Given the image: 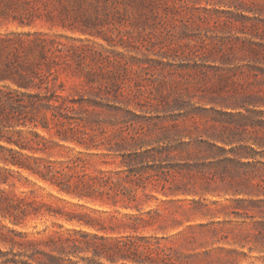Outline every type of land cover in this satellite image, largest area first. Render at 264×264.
Returning a JSON list of instances; mask_svg holds the SVG:
<instances>
[{
	"label": "rangeland",
	"instance_id": "rangeland-1",
	"mask_svg": "<svg viewBox=\"0 0 264 264\" xmlns=\"http://www.w3.org/2000/svg\"><path fill=\"white\" fill-rule=\"evenodd\" d=\"M67 4L94 28L0 13L53 39L0 80L38 93L0 119L39 150L2 143L65 187L0 160V264H264V0Z\"/></svg>",
	"mask_w": 264,
	"mask_h": 264
},
{
	"label": "trees",
	"instance_id": "trees-1",
	"mask_svg": "<svg viewBox=\"0 0 264 264\" xmlns=\"http://www.w3.org/2000/svg\"><path fill=\"white\" fill-rule=\"evenodd\" d=\"M77 1L86 2L87 0H0V13L8 14V11H15V13L11 14L12 18L18 20L23 25L26 22L24 18L30 17L34 14L41 16L42 14L40 12L41 10H44L45 17L53 24L79 26L78 28L80 30L87 32L91 27L94 28V24L99 17L87 18V15L85 14L86 12L83 11L77 15L73 12L75 11L74 8L71 10L67 4V2L72 3ZM103 14H109L107 6ZM52 41V38H48L45 34L41 33L31 34L28 31H8L0 33V80L11 79L13 82H16L19 87L30 88L32 86V83L30 82V73H36L35 61H22V59H19V51L29 47H38L43 52V49H45L46 46H48V43ZM38 96V93L21 91L12 87L6 88L0 85V115L6 117L9 111L14 112L24 105L34 106L37 102ZM5 126L6 125H3L2 120L0 119V160L6 164H13L20 168H27L43 179L48 180L61 188H65L62 187L63 181L59 180V176L56 174L60 172V169L52 166V164L45 165L44 169L37 168L32 165L33 158L30 156H24V154L20 153L14 147H9L2 143V141H5L15 143L21 148L39 150L36 146L26 147V145L18 143L11 136H7L3 129ZM64 138L69 139L70 137L65 135ZM33 160L37 163L40 161L37 158H34ZM86 175L87 173L85 172L81 174V181L84 184H87V179L85 178ZM0 180L3 182L7 181L4 177H0ZM76 187H78V184ZM75 193L78 194V196H87V193L78 190ZM21 201L23 202L24 198H22ZM7 202L8 205L15 206L13 202ZM17 208L21 211L26 210L19 204H16V209Z\"/></svg>",
	"mask_w": 264,
	"mask_h": 264
}]
</instances>
